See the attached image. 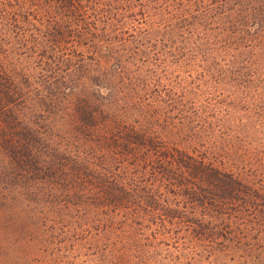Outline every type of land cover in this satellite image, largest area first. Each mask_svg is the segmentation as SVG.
Wrapping results in <instances>:
<instances>
[{
  "label": "trees",
  "instance_id": "1",
  "mask_svg": "<svg viewBox=\"0 0 264 264\" xmlns=\"http://www.w3.org/2000/svg\"><path fill=\"white\" fill-rule=\"evenodd\" d=\"M102 57L142 92L148 84L132 78L135 62H190L202 99L226 113L229 127L261 135L264 0H0V149L25 171L61 172L53 177L63 191L60 202L71 207L75 197L77 205L89 202L100 211L90 236L102 241L106 255L128 264H138L134 253L149 264H186L184 252L241 249L264 213V193L172 138L176 125L200 124L201 116L181 110L176 124L166 123V115L152 110L161 92L145 114L88 99L70 77L82 72L87 78ZM35 63L54 85L56 102L64 94L79 121L98 133L95 141L103 139L119 156L118 168L83 162L80 155L73 164L63 162L68 152L54 148L38 122L39 128L28 120L23 111L32 94L43 95L31 71ZM222 80L229 81L223 99L212 85Z\"/></svg>",
  "mask_w": 264,
  "mask_h": 264
},
{
  "label": "rangeland",
  "instance_id": "2",
  "mask_svg": "<svg viewBox=\"0 0 264 264\" xmlns=\"http://www.w3.org/2000/svg\"><path fill=\"white\" fill-rule=\"evenodd\" d=\"M135 64L130 66L131 76L136 83L148 84L143 91L149 94L148 99H143V92L133 89L130 79H124L107 58H100L96 70L88 72L87 78L84 73L77 72L70 79L75 85L84 86L82 92L88 99L98 98L95 104H108L111 110L129 104L134 114L141 109L145 114L147 103L156 100L161 92L162 96L157 99L160 102L156 101L152 110L160 114L154 113L156 116L166 115V123L176 124V112L181 110L196 118L201 116L200 124L196 119L193 124L176 125L172 138H177L188 150L196 148L195 152H205L215 164L235 171V175L264 193V133L258 135L254 131L245 135L236 124L230 128L226 113L217 112L214 105L202 99L203 91L195 85L199 76L188 74L197 69L190 62ZM31 71L37 76L43 95L32 94L30 105L23 112L28 114L30 122L42 127L38 126L54 148L68 152H62L67 154V160L62 161L73 164L80 155L83 162L91 160L100 166L112 163L118 168L119 156L103 139L95 141L100 138L98 133L86 129L79 121L73 105L69 107L67 101L63 102L66 96L60 95L56 102L54 85L45 83L38 73L44 71L36 63L31 64ZM212 83L215 93L218 91L222 99L225 98L229 81ZM79 96L82 97L81 93ZM105 116H99L98 121L103 122ZM192 132V141L183 139ZM43 149L49 152L46 147ZM119 150L122 156L127 154L124 148ZM72 154H75L73 159ZM59 175L62 173L25 171L0 149V264H128L127 258L104 254L102 241L90 236L95 231L97 222L93 214L100 212L98 209L92 208L89 202L77 205L79 198L75 197L71 207L60 202L63 191L53 183V177ZM260 218L255 230L248 229L241 249L235 252L218 249L203 252L201 249L198 254L184 252L186 264H264V213ZM133 261L150 262L147 257L135 253Z\"/></svg>",
  "mask_w": 264,
  "mask_h": 264
}]
</instances>
